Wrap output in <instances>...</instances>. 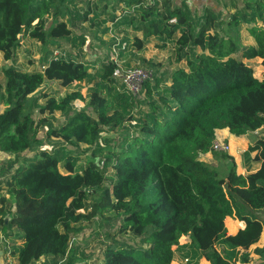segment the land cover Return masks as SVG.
I'll return each instance as SVG.
<instances>
[{
  "label": "trees",
  "instance_id": "trees-1",
  "mask_svg": "<svg viewBox=\"0 0 264 264\" xmlns=\"http://www.w3.org/2000/svg\"><path fill=\"white\" fill-rule=\"evenodd\" d=\"M74 2L0 0V53L4 59H14L19 36L25 32L42 45L71 36L64 18H72ZM172 4L163 0L144 7L143 39H175L179 59L183 53L187 57V70L173 71L167 90L158 93L156 100L151 87L154 79L146 82L140 94L146 87L153 97L146 103L148 112L133 124L132 116L112 111L101 91L94 90L89 106L95 116L82 109L47 131L49 137L95 147L103 127L115 129L129 122L136 130L128 129L120 149L108 151L105 160L89 161L82 172L76 171L79 158L68 156L65 173L59 168V154L42 150L39 158L17 168L8 179L6 194L14 198L16 211L10 213L9 199L1 198L0 224L5 238L11 237L13 229L23 240L20 248L6 249L16 264L65 259L71 235L80 231L76 225L86 218L81 210L91 190L101 191L102 207L110 208L120 219L116 233L131 234L140 242L133 245L108 236L111 242L103 251V264H171L173 247L183 236L190 237L191 247L210 264L248 261V250L264 232V219L258 216L264 209V138H257L246 151L247 156L256 152L255 161L260 163L248 175L237 174L233 164L226 177H221L200 156L218 155L212 149L218 130L228 129L240 137L264 129V78L256 77L243 62L264 59V28L257 24L264 21V2L257 1L251 13L232 14L226 22L230 32L224 35L216 31L214 18L194 26L182 8ZM245 8L252 6L246 4ZM242 22L251 24L248 32L256 46L241 48L231 34ZM132 43L137 49L143 47L142 39ZM188 47L194 53L185 51ZM239 52L241 58L235 57ZM43 66L42 71H23L13 65L2 71L5 82H0V93H4L6 109L0 113V154L16 157L34 151L41 128L48 125L36 113H67L72 102L84 100L79 91L60 101L47 93L34 95L46 82L56 81L64 87L87 82L90 74L85 63L62 55L51 57ZM115 68L113 61L103 63L99 75L103 87L120 85L125 109L133 102L140 105L141 98L113 76ZM40 99L46 100L39 104ZM221 155L233 160L226 152ZM108 167L114 179L111 187L104 188ZM228 217L244 221L245 228L228 236ZM254 253L261 255L262 251L257 247Z\"/></svg>",
  "mask_w": 264,
  "mask_h": 264
},
{
  "label": "rangeland",
  "instance_id": "rangeland-1",
  "mask_svg": "<svg viewBox=\"0 0 264 264\" xmlns=\"http://www.w3.org/2000/svg\"><path fill=\"white\" fill-rule=\"evenodd\" d=\"M257 1L259 0H170L173 6L182 8L190 16L194 26L202 24L206 18H214L217 27L216 31L221 35L226 34L227 31L230 32L226 22L231 18L232 14L236 11L251 13L254 11ZM162 2L163 0H75L71 6L72 18L71 16L64 18V21L68 22L71 29V36L60 40L50 39L46 45H42L40 42L30 38L29 34L25 32L19 36L20 46L13 60L6 61L3 54L0 53V82L3 84L5 79L2 71L5 68L13 65L23 71H42L43 64L51 57L56 56L57 53L58 55L72 56L73 60L85 63L89 68L88 72L90 74L87 82L74 83L68 87H64L56 81L46 82L34 96L38 97L47 93L60 101L67 94L79 91L83 95L84 100L72 102L70 111L67 113L55 112L43 115L36 113V117H45L48 125L41 128L38 134L37 149L34 151H27L16 157L4 153L0 154V199H9L7 208L10 213L16 207L14 198L6 194L8 179L17 168L28 164L32 159L39 158L42 150L59 154L61 157L59 168L62 173H65L64 164L68 156L79 158L76 171L82 172L89 161L105 160L108 151L119 150L123 135L126 134L128 129L132 133L136 130L133 125L130 126L129 122L115 129L103 127L102 138L95 147H87L76 142H64L60 139L49 137L47 131L52 127H60L72 113L74 114L84 109L92 116H95L93 109L89 106V98L94 90L101 91L102 95L108 100L112 111H124L126 117H133V124H135L140 116L148 112L146 103L153 97L156 100L158 93L167 90L172 72L179 68L187 70V57L183 53L179 59L176 52L175 39L168 40L165 37L143 39L142 29L144 24L141 18L145 15L144 7L150 4L159 5ZM246 4H249L252 8L246 9ZM85 14H88L86 20H84ZM257 24L259 27L264 28V21L259 20ZM250 26V23L242 22L238 28L231 31L241 48L256 46L255 40L248 32ZM209 32L212 31L210 30ZM177 35L179 36L180 32ZM135 38L143 40L142 49H137L132 43ZM189 50L194 53L191 47H188L185 51ZM191 53L188 57L191 56ZM234 56L241 58L240 52L234 54ZM113 58H116L118 64L122 67L142 68L151 72L152 80L154 79L151 82V87L154 91L153 97L148 96L145 87L142 94L136 95V98H141L139 100L140 105L133 102L129 108L125 109L123 101L125 98L120 85L111 83L109 87L104 88L105 82L99 78L103 63L113 61ZM243 62L252 67L256 77L264 78V59L257 57L250 60L243 59ZM45 100L40 99L38 103L42 104ZM5 109L4 93L2 91L0 93V113ZM257 138H264L263 128L249 132L241 138L235 139V142H230L229 139L220 140L216 134L214 141L226 144L228 147L227 151H216L212 146V149L218 152V155L215 156L212 152H209L201 155L200 160L216 169L221 177H226L230 166L233 164L236 167L237 174L247 175L253 173L260 163L255 161L256 152L247 156L246 151ZM223 152H226L233 160L224 158L221 155ZM106 179L104 188H109L112 186L114 179L113 170L109 167ZM102 196L101 191L91 190L88 192L86 207L81 210V213L85 214L86 218L76 225L80 228V231L71 235L65 259L52 262L51 258H42L34 264H103V251L109 241L111 242V239L140 245L139 239L131 234L116 233L120 219L110 208L102 207ZM98 203L96 210L95 206ZM258 213V216L264 219V209ZM5 220L9 222L11 219L5 218ZM244 224L245 222L235 217L226 218L225 227L228 236L237 235L240 226ZM10 231L9 236L17 239L18 233H16V230L11 229ZM108 236L113 237L110 239ZM3 240H5V234L0 224V245L3 244ZM11 245L10 247L6 246V249H9V251H12V249L16 250ZM257 247L261 249V255L254 253ZM173 249L175 257L171 264H206L207 260L205 257L191 247L189 236H183L179 241V245L174 246ZM263 251L264 233L260 241L248 250V261H239L237 264H264ZM6 258L7 264H16L10 253L5 255ZM186 259L190 260V262H186Z\"/></svg>",
  "mask_w": 264,
  "mask_h": 264
},
{
  "label": "built area",
  "instance_id": "built-area-1",
  "mask_svg": "<svg viewBox=\"0 0 264 264\" xmlns=\"http://www.w3.org/2000/svg\"><path fill=\"white\" fill-rule=\"evenodd\" d=\"M174 22V21H173ZM61 54L54 56L60 57ZM113 62L116 64V68L113 72V76L121 80L125 85L129 93L133 95H139L146 84V82L152 80V74L146 69L142 68H133V67H122L118 64V60L113 58ZM43 68H45L43 66ZM213 148L221 151H227L228 147L226 144L221 143L220 141H214ZM189 260L186 259V262Z\"/></svg>",
  "mask_w": 264,
  "mask_h": 264
},
{
  "label": "crops",
  "instance_id": "crops-1",
  "mask_svg": "<svg viewBox=\"0 0 264 264\" xmlns=\"http://www.w3.org/2000/svg\"><path fill=\"white\" fill-rule=\"evenodd\" d=\"M217 137H218V139H220V140H228L229 139V141L231 142V141H234L235 139H237V138H241L242 136H240V137H235L234 135H232L230 132H229V130L228 129H223V130H218L217 131ZM235 142V141H234ZM258 164V163H257ZM260 168V164H259V167L258 168H256V171L258 170ZM248 175V174H247ZM15 209V208H14ZM12 210L14 213H15V211H16V209L15 210ZM244 222V221H243ZM242 223V222H241ZM246 224V223H245ZM243 225V226H240V230H242V229H244L245 228V226L246 225ZM239 230V231H240ZM264 233V232H263ZM235 235V234H234ZM233 235V236H234ZM3 243L6 245V246H9L10 247V245L11 246H13V247H15V248H20V246L22 245V243H23V240L20 238V236L19 237H17V239H15V238H13V237H8V238H5V240H3ZM12 247V248H13ZM7 248V247H6ZM263 254H264V251H263ZM206 264H210V262H205Z\"/></svg>",
  "mask_w": 264,
  "mask_h": 264
},
{
  "label": "water",
  "instance_id": "water-1",
  "mask_svg": "<svg viewBox=\"0 0 264 264\" xmlns=\"http://www.w3.org/2000/svg\"><path fill=\"white\" fill-rule=\"evenodd\" d=\"M5 255H6V245L3 243L0 245V264H7Z\"/></svg>",
  "mask_w": 264,
  "mask_h": 264
},
{
  "label": "bare ground",
  "instance_id": "bare-ground-1",
  "mask_svg": "<svg viewBox=\"0 0 264 264\" xmlns=\"http://www.w3.org/2000/svg\"><path fill=\"white\" fill-rule=\"evenodd\" d=\"M231 142H233V141H231Z\"/></svg>",
  "mask_w": 264,
  "mask_h": 264
}]
</instances>
